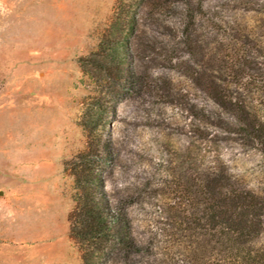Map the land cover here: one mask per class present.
Wrapping results in <instances>:
<instances>
[{"label":"rangeland","instance_id":"obj_1","mask_svg":"<svg viewBox=\"0 0 264 264\" xmlns=\"http://www.w3.org/2000/svg\"><path fill=\"white\" fill-rule=\"evenodd\" d=\"M115 2L0 0V264H81L64 163L85 145L79 119L97 90L78 59L96 48ZM135 6L130 81L117 84L102 129L116 238L105 264H218L222 239L197 220L207 181L264 196V152L238 121L244 106L264 122V94L240 87L232 65L246 51L255 69L244 75L262 76L264 0ZM209 80L232 105L214 100Z\"/></svg>","mask_w":264,"mask_h":264},{"label":"trees","instance_id":"obj_2","mask_svg":"<svg viewBox=\"0 0 264 264\" xmlns=\"http://www.w3.org/2000/svg\"><path fill=\"white\" fill-rule=\"evenodd\" d=\"M135 0H116L108 25L96 48L78 59L79 66L97 87L83 103L79 125L85 134L84 147L64 163L73 182L72 208L68 213L69 235L80 251L81 264H105L108 249L115 242L113 213L104 190L103 162L109 156L108 140H103V126L109 106L117 100V84L130 81L126 67L129 38L137 26ZM251 54L239 52L232 65L240 87L255 88L264 94L262 76L246 73L255 69ZM247 69V70H246ZM239 81V82H238ZM249 84V85H247ZM214 100L232 105L226 87L209 80ZM113 109V107H111ZM239 116L242 130L264 152V122L251 116L242 106ZM207 208L198 216L217 238L222 239V258L218 264H264V196L235 186L221 185L209 179L205 184Z\"/></svg>","mask_w":264,"mask_h":264}]
</instances>
